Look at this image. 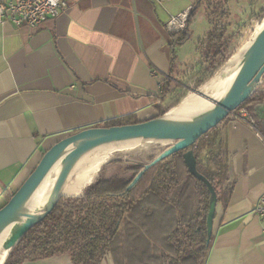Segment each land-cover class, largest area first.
<instances>
[{
	"label": "crops",
	"instance_id": "1",
	"mask_svg": "<svg viewBox=\"0 0 264 264\" xmlns=\"http://www.w3.org/2000/svg\"><path fill=\"white\" fill-rule=\"evenodd\" d=\"M190 8L189 38L171 48L166 24ZM200 17L202 33L187 46ZM209 26L199 0H68L37 27L0 24V209L62 138L111 120L158 117V95L187 78ZM244 110L250 122L233 115L220 127L225 186L233 188L227 204L217 203L205 264H264V219L254 211L264 193V101ZM125 263L112 253L101 262ZM21 264L73 262L60 255Z\"/></svg>",
	"mask_w": 264,
	"mask_h": 264
},
{
	"label": "trees",
	"instance_id": "2",
	"mask_svg": "<svg viewBox=\"0 0 264 264\" xmlns=\"http://www.w3.org/2000/svg\"><path fill=\"white\" fill-rule=\"evenodd\" d=\"M257 2L251 0L250 5L255 6ZM228 3L229 0H199L210 28L198 43L199 59L186 73V77H196V87L220 71L232 57L233 41L239 30H230ZM194 18L195 9H192L183 30L167 32L172 40L171 48L189 38ZM262 19L264 8L250 13L251 21ZM175 86L178 84L167 82L157 97L159 102L164 103ZM261 101H264V77L236 111ZM167 111L159 106V116ZM232 116L233 113L188 149L175 152L152 166L131 188L129 185L138 173L164 148L141 154L129 166H118L120 172L108 175L101 169L79 196L62 197L44 219L29 229L4 264L60 255H68L73 264H101L110 253L125 264H205L213 240V236L208 238L207 226L212 194L215 192L217 202L225 205L233 188L232 184L225 186L229 163L226 143L219 136L220 127ZM137 122L140 121L126 117L98 127ZM155 150L159 153H154ZM189 150L207 182L189 172L184 158Z\"/></svg>",
	"mask_w": 264,
	"mask_h": 264
},
{
	"label": "water",
	"instance_id": "3",
	"mask_svg": "<svg viewBox=\"0 0 264 264\" xmlns=\"http://www.w3.org/2000/svg\"><path fill=\"white\" fill-rule=\"evenodd\" d=\"M263 77L264 28L257 34L248 47L244 61L227 93L201 118L179 120L167 117L166 113L163 116L133 124L111 127L95 126L81 129L59 140L45 152L29 177L14 193L11 199L0 209L1 230L38 189L45 178L57 167L61 168L45 207L41 211L36 210L35 213H27L26 220L18 225L5 243L8 256L28 230L44 219L55 208L62 197L67 196L62 193L63 188L68 181L71 171L83 154L101 144L114 141L153 139L155 141L157 140L156 142H159L158 144L160 145L166 143L163 151L150 163L146 164L144 169L134 178L133 182L129 185V188H131L152 166L168 158L175 152L188 149L202 135L219 125L231 113L235 112L251 97L257 87L263 82ZM184 158L189 172L195 177L207 182V179L198 171L197 161L191 150L184 154ZM217 203L216 193L213 192L207 217L209 240L213 234Z\"/></svg>",
	"mask_w": 264,
	"mask_h": 264
},
{
	"label": "bare ground",
	"instance_id": "4",
	"mask_svg": "<svg viewBox=\"0 0 264 264\" xmlns=\"http://www.w3.org/2000/svg\"><path fill=\"white\" fill-rule=\"evenodd\" d=\"M264 28V21L257 25L256 32L228 61V63L218 72L209 84L208 88L199 92L200 97L188 100L171 111L172 117L183 115L179 120H192L206 115L229 90L238 70L240 69L248 47L255 39L257 34ZM217 86V90L213 89ZM202 97H205V103L202 104ZM170 114L167 113V116ZM175 119V118H172ZM157 141V140H156ZM153 139H131L123 141H114L101 144L85 154H83L73 170L68 181L63 188L62 193L67 196L79 195L81 191L97 177L102 167L114 159L124 154H147L152 149L165 147L166 143L158 144ZM158 146V147H157ZM60 167L54 169L30 196L24 205L15 213V215L0 230V264H3L8 256V250L5 243L12 235L14 230L26 220L27 213H35L36 210H42L50 195V192L58 177Z\"/></svg>",
	"mask_w": 264,
	"mask_h": 264
},
{
	"label": "rangeland",
	"instance_id": "5",
	"mask_svg": "<svg viewBox=\"0 0 264 264\" xmlns=\"http://www.w3.org/2000/svg\"><path fill=\"white\" fill-rule=\"evenodd\" d=\"M250 2L251 0H229V3L227 5V8L229 9V12H230L229 20L231 21L230 23L232 25L230 30L231 31L233 30L236 31L237 29L239 30V33L236 39L233 41L234 51H233L232 56L248 40L252 38V36L256 32L257 25L264 21V19H262L260 22H255V21L250 20V13L253 12V11H250V9L254 7L250 5ZM261 8H264V0H259L257 2L256 6L254 7L255 9L254 11H259ZM204 26L205 24L202 21V17H200L199 20L191 28L192 40L190 39L188 41L187 46L192 45L193 40L196 39L200 33H202ZM227 63L228 61L222 66V68ZM218 72L219 71H217L212 77H210L208 80H206L204 83H202L201 85L197 87H196V77L194 75L182 80L181 85L175 86L173 93L167 98L164 104V108L168 110L167 111L168 113L170 112V114L167 117L176 119V118L183 116V115H180L177 117H172L171 111L188 100L194 99L195 97H200L199 92L208 88L209 84L213 81V78L218 74ZM217 89H218L217 86H213V89L211 90V92ZM205 99H206L205 97H202V104L205 103ZM154 153L158 154L159 150H155ZM140 156L141 154H137V153L124 154V156L123 155L118 156V158L114 159L112 162L104 165L102 167V170L104 169L105 174H108V175L111 173L120 172L121 167H118V166L120 165H123L124 167L129 166L131 163L137 161V159ZM153 173L154 172H152L149 175V177L147 178V181L150 180V177L153 175Z\"/></svg>",
	"mask_w": 264,
	"mask_h": 264
},
{
	"label": "built area",
	"instance_id": "6",
	"mask_svg": "<svg viewBox=\"0 0 264 264\" xmlns=\"http://www.w3.org/2000/svg\"><path fill=\"white\" fill-rule=\"evenodd\" d=\"M68 6V0H1L0 24L12 23L16 26L28 25L37 27L47 19L58 16ZM191 8L172 16L166 24L167 30L176 33L183 30L189 20ZM233 115L250 122L246 110L233 112ZM264 219V193L260 197L255 210Z\"/></svg>",
	"mask_w": 264,
	"mask_h": 264
}]
</instances>
